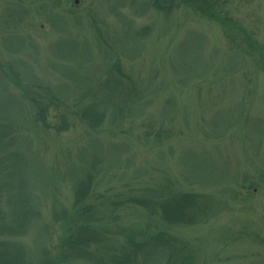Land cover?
I'll use <instances>...</instances> for the list:
<instances>
[{"label": "rangeland", "instance_id": "374dc122", "mask_svg": "<svg viewBox=\"0 0 264 264\" xmlns=\"http://www.w3.org/2000/svg\"><path fill=\"white\" fill-rule=\"evenodd\" d=\"M162 1L0 0V264H264V0Z\"/></svg>", "mask_w": 264, "mask_h": 264}, {"label": "trees", "instance_id": "16d2710c", "mask_svg": "<svg viewBox=\"0 0 264 264\" xmlns=\"http://www.w3.org/2000/svg\"><path fill=\"white\" fill-rule=\"evenodd\" d=\"M153 1H154V3H159L160 7H162V6L165 5V3H162V2H163L162 0H153ZM168 5L171 6V3H168ZM4 76H5V80L10 81L11 83L15 82V83L19 84L18 82L14 81L12 78H10V77L8 76V74H4ZM12 81H13V82H12ZM176 197H177V196H176ZM176 197H174L173 199H175ZM170 204H174V205H175V203L171 202V201L168 200V199H166V200H161V201H160V208L162 209V216H163L164 218H166V219H170V218L173 216V214H176V212L168 210ZM79 227L81 228L80 225H79ZM79 227H78V229H79ZM82 227H83V228H82L81 230H82V231H85L86 229H92L93 226H90V225L88 224V225H85V226H82ZM71 230H72V228H71V226H68V222H67L66 226L64 227V237H65L66 235H68V233H72ZM78 233H79V235H77V238H78L80 241H85V240H81V239H83V238L80 237V235H81L80 231H79ZM67 237H69V236H67ZM67 237H66V238H67Z\"/></svg>", "mask_w": 264, "mask_h": 264}, {"label": "water", "instance_id": "95a60500", "mask_svg": "<svg viewBox=\"0 0 264 264\" xmlns=\"http://www.w3.org/2000/svg\"><path fill=\"white\" fill-rule=\"evenodd\" d=\"M76 2H78V0H76Z\"/></svg>", "mask_w": 264, "mask_h": 264}]
</instances>
